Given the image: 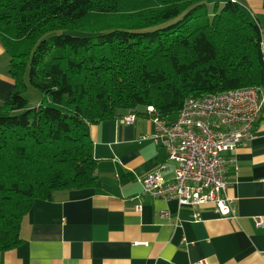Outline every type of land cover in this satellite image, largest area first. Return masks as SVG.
<instances>
[{
    "label": "trees",
    "instance_id": "1",
    "mask_svg": "<svg viewBox=\"0 0 264 264\" xmlns=\"http://www.w3.org/2000/svg\"><path fill=\"white\" fill-rule=\"evenodd\" d=\"M0 42L14 81L0 104V254L23 242L34 201L100 185L91 126L264 92L262 30L232 0H0Z\"/></svg>",
    "mask_w": 264,
    "mask_h": 264
},
{
    "label": "crops",
    "instance_id": "2",
    "mask_svg": "<svg viewBox=\"0 0 264 264\" xmlns=\"http://www.w3.org/2000/svg\"><path fill=\"white\" fill-rule=\"evenodd\" d=\"M232 1L256 19L264 53V0ZM9 64L0 42V104L14 91ZM260 97L252 139L224 155L233 161L228 196L236 218L143 194V177L165 166L170 180L177 165L166 149L142 140L155 126L139 109L133 124L116 119L90 127L100 185L34 201L20 228L23 242L1 253L0 264H264V92Z\"/></svg>",
    "mask_w": 264,
    "mask_h": 264
},
{
    "label": "built area",
    "instance_id": "3",
    "mask_svg": "<svg viewBox=\"0 0 264 264\" xmlns=\"http://www.w3.org/2000/svg\"><path fill=\"white\" fill-rule=\"evenodd\" d=\"M261 108L260 91L255 88L188 98L173 121L162 119L152 106L148 107L155 132L142 140L166 149L177 167L170 180L163 175L165 166L143 177V194L176 201L182 208H212L222 218H236L233 200L228 196L231 182L227 166L233 161L224 155L252 139ZM121 120L133 124L136 114ZM193 217L197 219L199 214ZM256 224L262 226L263 221L256 219Z\"/></svg>",
    "mask_w": 264,
    "mask_h": 264
},
{
    "label": "rangeland",
    "instance_id": "4",
    "mask_svg": "<svg viewBox=\"0 0 264 264\" xmlns=\"http://www.w3.org/2000/svg\"><path fill=\"white\" fill-rule=\"evenodd\" d=\"M24 95H25V98L28 100L29 106L31 108H34L39 105V104L35 105L37 103H34V102L36 101L41 102L42 100V96L40 92L37 89L33 88L29 83H28L27 91L24 92ZM139 109L144 110V107H139Z\"/></svg>",
    "mask_w": 264,
    "mask_h": 264
}]
</instances>
